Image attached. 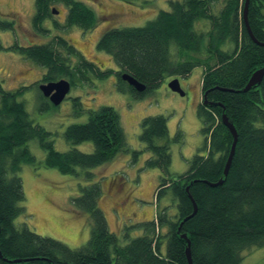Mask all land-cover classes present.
Returning a JSON list of instances; mask_svg holds the SVG:
<instances>
[{
	"label": "trees",
	"instance_id": "1",
	"mask_svg": "<svg viewBox=\"0 0 264 264\" xmlns=\"http://www.w3.org/2000/svg\"><path fill=\"white\" fill-rule=\"evenodd\" d=\"M57 3L67 10L65 28L76 27L83 32L95 28L96 16L79 1L35 0V33H48L42 25L52 16L50 7ZM244 3L245 0L170 1L169 11L159 12L143 27L111 29L96 43L95 49L115 62L118 90L128 91L135 99L155 90L167 77H186L194 68H203L201 97L204 101L205 95L207 105L201 101L197 117L205 152L194 155L188 171L181 176L163 178L155 191L157 203L166 193L172 195L177 206L174 218L167 217L163 209L152 221L137 225L142 235L124 245L108 230L99 207V183L79 187L80 195L72 200V207L90 221V237L81 248L73 250L42 237L25 223L21 227L14 224L15 219L26 214L25 208L19 206L25 200L23 181L18 177L22 165L77 176L76 168L95 169L113 161L117 154L129 152L118 113L104 106L90 112L87 122L73 124L63 133L71 146L90 142L92 153L83 154L75 148L61 153L54 149L50 134L34 125L23 103L17 101L30 87L6 92L0 85V264H188L187 243L181 235L190 242L192 264H240L243 252L264 247V128L255 126L258 122L264 124V77L260 85L242 92L254 72L264 67V46L252 41L246 30ZM247 9L248 30L255 41L264 44V0H249ZM1 19L0 15V31H12L13 22ZM197 20L209 22L206 34L194 32ZM54 26L59 27L55 21ZM171 44L177 47L176 59L170 54ZM226 45L230 50H223ZM5 49L44 68L39 84L32 85L37 89L40 83L61 79L77 87L92 79L103 81L113 73L101 72L59 36L45 45ZM124 73L146 90L135 92L120 79ZM41 97L49 103L42 94ZM73 101L76 113L81 112L79 99ZM223 115L235 128L238 139L225 179L223 170L233 139L222 124ZM139 122V142L151 155L145 167L166 173L171 166L169 149L167 145L158 146L156 141L168 137L167 120L158 115ZM179 138L177 135L175 141ZM34 139L45 153L41 166L26 148ZM139 153H131L133 160ZM92 177L88 173L85 176L89 182ZM219 180L224 183L210 186ZM192 201L197 210L187 219L193 212ZM184 219L187 220L183 222ZM163 228L167 229L164 236L160 234Z\"/></svg>",
	"mask_w": 264,
	"mask_h": 264
},
{
	"label": "rangeland",
	"instance_id": "2",
	"mask_svg": "<svg viewBox=\"0 0 264 264\" xmlns=\"http://www.w3.org/2000/svg\"><path fill=\"white\" fill-rule=\"evenodd\" d=\"M74 1L90 8L97 18L95 28L89 32L76 27L65 28L67 10L57 3L50 8L58 11V14H52L42 25L48 33L37 34L32 27L35 0H0L2 19L14 24L12 31H0V45L3 48L0 50V85L6 92L30 87L17 101L23 103L33 124L42 126L50 134L56 151L63 153L75 148L83 154L92 153L94 147L90 142L71 146L63 133L73 124L87 122L90 112L106 106L118 113L129 152L119 153L113 161L95 169L76 168L77 176L61 175L56 169L42 167L36 170L34 166L22 165L18 177L23 181L25 200L19 206L25 208L26 214L15 219L14 224L21 227L25 223L32 232L42 237L59 241L73 250L81 248L88 243L90 221L87 215L72 207V200L80 195L79 187L99 183L102 189L99 207L107 220L108 230L117 237L120 245H124L142 235L143 231L137 225L152 221L163 209L167 217L174 218L177 206L172 195L166 193L157 203L155 191L163 178L181 176L188 171L192 157L205 152L202 125L197 117L202 101L200 83L203 68H194L186 77H167L155 90L141 98L135 99L128 91L122 93L117 88L118 69L114 60L98 52L96 43L103 33L111 29L143 27L153 21L159 12L169 11L170 1L176 0ZM217 10H214L215 14ZM54 21L59 26L57 29ZM209 28L208 21L197 20L194 32L206 34ZM58 36L101 72L111 70L113 73L103 81L92 79L91 83L71 87L61 105L55 107L45 102L38 89L32 86L39 84L45 74L44 68L24 59L18 52L5 48L45 45ZM223 50H230V47L226 45ZM176 52L177 47L171 44L170 54L174 59L177 58ZM63 56H66L65 53ZM70 59L73 64L76 63L73 57ZM175 80L182 96L168 88V84ZM75 98L79 99L82 106L79 113H76ZM158 115L167 120L168 137L156 141L158 146L167 145L169 149L171 166L166 173L157 168L145 167L144 163L151 155L139 142V121L147 116ZM255 126L264 128L260 122ZM177 135L180 138L175 141ZM26 148L41 166L45 153L39 148L38 140H30ZM132 152H140L137 159L133 160ZM87 173L93 176L90 182L85 178ZM166 231L163 228L160 234L164 236ZM241 257L240 264H264V247L251 248L243 252Z\"/></svg>",
	"mask_w": 264,
	"mask_h": 264
},
{
	"label": "water",
	"instance_id": "3",
	"mask_svg": "<svg viewBox=\"0 0 264 264\" xmlns=\"http://www.w3.org/2000/svg\"><path fill=\"white\" fill-rule=\"evenodd\" d=\"M248 4H249V0H245L244 7H243V9H244L243 10V20H244V24L246 26V30L248 31L249 36H250L252 41H254L259 46H262V45L264 46L263 43L260 44L257 41H255L251 32L248 30V25H247V22H248V20H247ZM52 14L57 15L58 11L52 10ZM263 77H264V67H263V69H260V70H257L254 72L253 76L250 78V80L248 81V83L246 84V87L243 89L242 92L249 91L251 88H253V86L260 85V82L263 79ZM120 79L123 82L125 81L129 87H131L133 90H135V92L137 91L139 93H142L146 90L143 85L139 84L136 80L132 79L126 73L122 74ZM168 88H170L171 91H173L174 93H177L178 95L179 94L181 96L183 95V93L181 92V90L178 86V82L176 80L170 82L168 84ZM70 89H71V87H70L69 82H67L63 79H61L60 81H57V82H49L48 84H41V85H39V88H38V90L43 95V97L45 99H47L49 101V103H51L55 107H58L59 105H61V102L69 94ZM203 97L205 98L203 101V105L206 106L207 105L206 97H205V95ZM221 118H222V124L226 128L229 129L230 134H231L232 139H233V143L230 147V153H229L228 158L226 160L227 163L225 164V168L223 170L224 171L223 177L225 179V177L228 175V172H229L228 170H229L231 163L233 161L232 158H233L234 153H235V146L237 144L238 139H237V133H236L235 128H233V126L228 122V119L225 117V115H223ZM223 183H224L223 180H219L218 182H216L215 184H211L210 186L215 188L216 186H220ZM192 205H193V212L190 215V217H188L187 219L192 218L196 213L197 205H195V203L193 201H192ZM187 219H184L183 222H185ZM183 222L179 225L178 232L180 231L181 225L183 224ZM181 238L183 240H186V243H187L186 251H185V256H186L187 262H188V264H192V259L190 257V248H189L190 242H189L188 238H186V235H181ZM16 262H19V261H16Z\"/></svg>",
	"mask_w": 264,
	"mask_h": 264
}]
</instances>
